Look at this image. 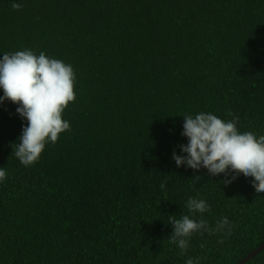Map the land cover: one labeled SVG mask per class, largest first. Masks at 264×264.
I'll return each mask as SVG.
<instances>
[{
	"label": "trees",
	"instance_id": "obj_1",
	"mask_svg": "<svg viewBox=\"0 0 264 264\" xmlns=\"http://www.w3.org/2000/svg\"><path fill=\"white\" fill-rule=\"evenodd\" d=\"M16 2L0 0V53L71 64L76 98L70 130L30 167L12 153L26 121L0 105V264H237L264 243V192L250 177L225 184L172 158L186 114L231 113L264 134V0ZM190 197L232 230L194 234L185 255L168 221L192 215ZM245 264H264V249Z\"/></svg>",
	"mask_w": 264,
	"mask_h": 264
},
{
	"label": "clouds",
	"instance_id": "obj_2",
	"mask_svg": "<svg viewBox=\"0 0 264 264\" xmlns=\"http://www.w3.org/2000/svg\"><path fill=\"white\" fill-rule=\"evenodd\" d=\"M12 7L22 4L13 0ZM76 74L71 64L31 48L0 53V105L11 102L17 105L16 113L26 124L12 153L25 167L37 163L48 144H55L61 133L70 130V121L63 113L76 98ZM223 119L212 112L184 115L181 135L187 139L180 144V154L173 152L177 167L199 171L206 169L211 176L225 175L224 183H231L234 176L242 174L251 178L257 193L264 192V134L238 126L239 117ZM8 178L7 169L0 166V184ZM163 190L165 184L160 185ZM186 207L192 215L174 216L168 223L173 226L170 242L182 254H187L194 234H231L232 223L227 216L220 217L214 226L203 219L210 210L204 199L190 197ZM199 214L200 218H196ZM185 264H200V258L188 256Z\"/></svg>",
	"mask_w": 264,
	"mask_h": 264
},
{
	"label": "water",
	"instance_id": "obj_3",
	"mask_svg": "<svg viewBox=\"0 0 264 264\" xmlns=\"http://www.w3.org/2000/svg\"><path fill=\"white\" fill-rule=\"evenodd\" d=\"M264 249V243L261 244L258 248H256L254 251H252L249 255H247L245 258H243L241 261H239L237 264H245L247 261H249L251 258L255 257L258 253H260Z\"/></svg>",
	"mask_w": 264,
	"mask_h": 264
}]
</instances>
